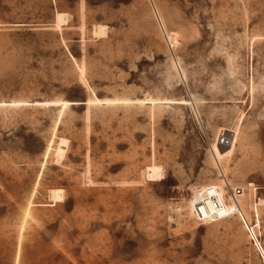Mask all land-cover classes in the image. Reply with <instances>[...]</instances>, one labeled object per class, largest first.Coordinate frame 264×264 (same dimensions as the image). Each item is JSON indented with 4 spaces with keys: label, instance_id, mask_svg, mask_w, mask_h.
<instances>
[{
    "label": "rangeland",
    "instance_id": "374dc122",
    "mask_svg": "<svg viewBox=\"0 0 264 264\" xmlns=\"http://www.w3.org/2000/svg\"><path fill=\"white\" fill-rule=\"evenodd\" d=\"M262 200L264 0H0V264H264Z\"/></svg>",
    "mask_w": 264,
    "mask_h": 264
},
{
    "label": "bare ground",
    "instance_id": "6f19581e",
    "mask_svg": "<svg viewBox=\"0 0 264 264\" xmlns=\"http://www.w3.org/2000/svg\"><path fill=\"white\" fill-rule=\"evenodd\" d=\"M64 19L65 18H63V16L60 14V15H58V20L57 21H58V23H60V22L64 21ZM94 30H95V34L96 33L97 34H101V35H104L105 34V27L104 26H97V27H95ZM171 44L173 46L176 44V39L175 38L171 39ZM216 146H218L221 149H227V148H222V147H220L217 144H216ZM228 148H230V147H228ZM146 170H147V178H149L150 180H159V179H162V177H163V172H162L161 168L160 167H157L154 164L152 166L148 167V169H146ZM50 199L53 202H55V203L62 202L64 200V196H63L62 190H52L50 192ZM260 204H264V200L260 201ZM254 210L258 214L257 206L255 207Z\"/></svg>",
    "mask_w": 264,
    "mask_h": 264
},
{
    "label": "built area",
    "instance_id": "2783aa9c",
    "mask_svg": "<svg viewBox=\"0 0 264 264\" xmlns=\"http://www.w3.org/2000/svg\"><path fill=\"white\" fill-rule=\"evenodd\" d=\"M234 138L231 132L224 131L217 138V145L222 148H228L233 145Z\"/></svg>",
    "mask_w": 264,
    "mask_h": 264
}]
</instances>
